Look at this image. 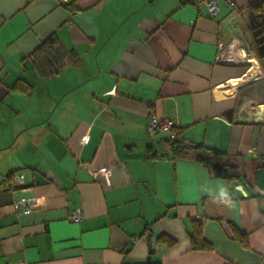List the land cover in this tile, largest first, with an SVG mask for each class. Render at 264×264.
I'll use <instances>...</instances> for the list:
<instances>
[{"label":"crops","instance_id":"1","mask_svg":"<svg viewBox=\"0 0 264 264\" xmlns=\"http://www.w3.org/2000/svg\"><path fill=\"white\" fill-rule=\"evenodd\" d=\"M255 1L0 0V264L264 262V60L219 62ZM51 37L74 59L43 75ZM152 116L238 157L245 194L150 137Z\"/></svg>","mask_w":264,"mask_h":264},{"label":"trees","instance_id":"2","mask_svg":"<svg viewBox=\"0 0 264 264\" xmlns=\"http://www.w3.org/2000/svg\"><path fill=\"white\" fill-rule=\"evenodd\" d=\"M248 43L255 51L257 58L264 60V0H257L249 5L248 18ZM72 51H68L58 40L51 37L44 41L32 54L38 71L43 75L58 73L70 60L74 59ZM231 117V115L229 116ZM177 138L169 141L176 156L192 155L195 161L211 168L215 177L228 179L231 183L240 179L238 157L206 147L203 144L186 142L180 136L179 129H174ZM236 236L244 240L243 233L235 230ZM194 237V236H193ZM194 243L200 247H206L202 235L196 234Z\"/></svg>","mask_w":264,"mask_h":264},{"label":"built area","instance_id":"3","mask_svg":"<svg viewBox=\"0 0 264 264\" xmlns=\"http://www.w3.org/2000/svg\"><path fill=\"white\" fill-rule=\"evenodd\" d=\"M223 2L228 7L232 9L237 8V0H196L195 6L198 10L206 9L208 13L215 17L221 10L220 3ZM250 50V46L243 39L234 37L232 41L225 45L220 53H219V62L220 63H236L243 61V58H247L248 54L245 56L238 55L239 50ZM176 124L173 120H161L156 116H152L148 122V134L150 137L157 136L159 134H165L171 140H175L177 138V134L175 132ZM8 181V180H7ZM23 181V177L15 176L13 182H9L11 188H14L16 184H21ZM32 199L30 197H22L19 200V203L23 207V212L25 214H29L32 212ZM83 219V213L81 209H77L72 215L71 220L74 222H80ZM261 264H264L262 262Z\"/></svg>","mask_w":264,"mask_h":264},{"label":"water","instance_id":"4","mask_svg":"<svg viewBox=\"0 0 264 264\" xmlns=\"http://www.w3.org/2000/svg\"><path fill=\"white\" fill-rule=\"evenodd\" d=\"M232 186L236 188L235 195H238L239 196V195L245 194L242 186L239 184L238 181L233 182L232 183Z\"/></svg>","mask_w":264,"mask_h":264},{"label":"rangeland","instance_id":"5","mask_svg":"<svg viewBox=\"0 0 264 264\" xmlns=\"http://www.w3.org/2000/svg\"><path fill=\"white\" fill-rule=\"evenodd\" d=\"M242 53H243V52H242ZM243 54H244V53H243ZM243 54L240 55V53H239V51H238V55L242 56ZM245 54H246V53H245ZM246 55H247V54H246ZM244 56H245V55H244ZM254 63H255V62H253V64H254Z\"/></svg>","mask_w":264,"mask_h":264},{"label":"bare ground","instance_id":"6","mask_svg":"<svg viewBox=\"0 0 264 264\" xmlns=\"http://www.w3.org/2000/svg\"><path fill=\"white\" fill-rule=\"evenodd\" d=\"M254 64H255V63H254ZM254 64H253V65H254Z\"/></svg>","mask_w":264,"mask_h":264}]
</instances>
